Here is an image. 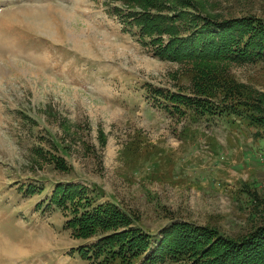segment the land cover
<instances>
[{"label":"rangeland","instance_id":"1","mask_svg":"<svg viewBox=\"0 0 264 264\" xmlns=\"http://www.w3.org/2000/svg\"><path fill=\"white\" fill-rule=\"evenodd\" d=\"M192 3L219 23L264 21V0ZM136 28L105 0H0V40L8 43L0 52V248L23 252L10 259L0 251V264H94L78 252L102 237H73L69 212L51 201L59 184L97 188L95 205L135 216L152 240L135 264H184L150 257L176 223L229 237L264 224V138L169 112L168 95L188 93L195 71L157 56ZM226 70L264 93V59ZM190 125L214 140L203 132L183 140ZM29 185L43 193L27 196Z\"/></svg>","mask_w":264,"mask_h":264},{"label":"trees","instance_id":"2","mask_svg":"<svg viewBox=\"0 0 264 264\" xmlns=\"http://www.w3.org/2000/svg\"><path fill=\"white\" fill-rule=\"evenodd\" d=\"M196 3L105 0L121 21L138 28L142 41L156 46L157 56L192 65V88L188 93L168 95L172 104L169 112L186 118L190 124L214 125L221 119L244 135L254 130L256 139L264 138V93L238 83L224 71L228 66L264 59V21L247 17L219 23L217 17H204L201 9L195 11ZM191 128L190 125L181 131L183 140L203 132L199 127ZM203 134L207 140H214ZM51 157L57 169L69 170L64 160ZM94 191L101 195L97 188L90 193L82 185L59 184L51 199L55 206L69 212L67 227L74 238L87 241L96 235L102 237L90 249L81 248L79 255L94 264H135L143 254L151 252V236L139 227L135 216L115 203L95 205ZM25 192L32 197L43 190L29 185ZM162 234L150 255L153 262L168 257L184 264H264V224L250 233L229 237L216 228L180 222Z\"/></svg>","mask_w":264,"mask_h":264},{"label":"bare ground","instance_id":"3","mask_svg":"<svg viewBox=\"0 0 264 264\" xmlns=\"http://www.w3.org/2000/svg\"><path fill=\"white\" fill-rule=\"evenodd\" d=\"M31 19V18H30ZM34 21V20H33ZM47 23V22H46ZM37 25V24H36ZM35 24H34V26H36ZM39 25V24H38ZM41 28V27H40ZM49 27H47V30H49L48 29ZM35 29H36V27H35ZM46 31V30H45ZM8 43H7V41L6 40H4V39H1L0 40V52H1V54H4V51H6V50H4L5 49V46L7 45ZM9 49H11V48H9ZM10 56V55H9ZM17 57V56H19V54H14V55H11L10 57ZM1 59V58H0ZM10 60H12V59H10ZM4 61V60H3ZM0 251H1V253H3V255H7V258H10L11 259V257H17V256H19V255H21V254H23V252H21V250H19L18 248H16L15 246H13V245H11L10 243H3L2 245H1V248H0Z\"/></svg>","mask_w":264,"mask_h":264}]
</instances>
